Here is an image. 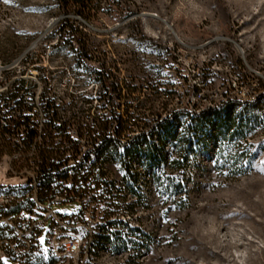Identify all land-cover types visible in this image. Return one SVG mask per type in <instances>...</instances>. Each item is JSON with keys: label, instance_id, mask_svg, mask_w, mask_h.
I'll return each instance as SVG.
<instances>
[{"label": "rangeland", "instance_id": "rangeland-1", "mask_svg": "<svg viewBox=\"0 0 264 264\" xmlns=\"http://www.w3.org/2000/svg\"><path fill=\"white\" fill-rule=\"evenodd\" d=\"M64 21L81 31L91 64L118 84V109L103 107L106 99H99L94 74L77 64L72 49L77 46L60 35ZM15 80H23L32 94L27 98L39 126L44 95L57 103L73 99L81 117L87 107L90 115L119 114L131 130L128 136L139 131L144 119L154 122L177 108L197 112L227 95L250 102L264 95V0H84L83 5L71 0H0V92ZM262 100L253 114H242L252 128L232 140L214 136L213 123L222 128V114L200 124V137L171 120V132L186 141L178 147L169 136L151 141L159 162L155 169L162 173L159 185L134 156V178L124 175L120 163L105 164L106 180L112 184L107 199L89 203L86 197L80 211L78 203H62L61 194L52 197L53 211L79 222L66 232L86 240L82 251L61 261L264 264ZM128 104L135 106L133 126L125 115ZM18 155L19 149L13 154L0 137V190L16 198L5 212L17 205L26 209L25 200L36 194L35 183L29 184L24 174L30 173V161L15 160ZM171 159L179 161L177 168L167 167ZM240 163H245L241 171L236 169ZM95 192L102 191L96 188L89 194ZM37 210L34 205L28 212ZM112 221L115 225L108 224ZM101 227L119 234L99 238ZM90 232L95 236L92 243L87 240ZM45 235L46 229L39 234L42 247ZM115 238L127 242L126 249Z\"/></svg>", "mask_w": 264, "mask_h": 264}, {"label": "trees", "instance_id": "trees-1", "mask_svg": "<svg viewBox=\"0 0 264 264\" xmlns=\"http://www.w3.org/2000/svg\"><path fill=\"white\" fill-rule=\"evenodd\" d=\"M71 1L77 5L84 4V0ZM59 32L68 39L72 47L77 46V48H72L75 51L77 64L94 74L101 88L99 99H106L103 107H110L111 110L118 109L122 105L118 84L110 79L103 68H97L91 64L90 61L93 58L83 48L79 36L81 31L78 27L64 21L59 27ZM29 96L32 94L25 87L23 80L13 81L0 92V137L7 140L13 154L17 148L19 149V155L15 160L21 158L30 161L27 165L30 173L24 171V174H28L29 184L35 183L33 188L39 203L49 204L52 197L59 193L63 197L62 203H78L80 211H82V200L86 197H88L87 202L90 203L107 199L110 194L107 189L112 187V184L106 180L108 170L106 163H120L124 169V175L134 178L138 171L132 168L131 160L136 156L139 167L150 171L153 183L159 185L162 173L159 169H155L159 162L154 156L156 146L151 141L155 137L169 136L175 140L174 147L186 141L181 134L171 132V120L178 122L184 130H193L198 137L200 124L204 120L222 114L223 119L220 120L222 128H219V122L213 123L215 138L232 140L236 135L237 138H241L252 128L242 118L243 112L253 114L258 100L264 99L262 94H258L250 102L227 95L217 105L197 112L191 113L186 108H177L163 118L158 119V117L154 122L144 119L143 125L139 126V131L128 136L125 133L131 130L124 126L125 121L123 122L119 114H113L110 117L100 114L90 115L88 113L90 108L87 107L84 111L86 115L81 117L75 112L76 105L72 104L73 99L68 103L64 101L57 103L54 98L44 95L41 97L43 122L39 126L35 120L37 115L33 111V102L27 98ZM125 108L126 118L133 126L135 117L131 115L135 113V106L128 104ZM65 112L68 115H65ZM186 121H189V124L184 127ZM191 140L192 136L188 140L189 149L192 148ZM138 150L141 155L137 154ZM167 163V167L177 168L179 161L171 159ZM244 165L245 163H240L236 169L241 171ZM96 188L102 192L89 194ZM34 205V201L26 199L25 211H29ZM20 209L21 207L17 205L6 213L15 214ZM115 223L114 221L108 222L109 225H115ZM101 229L103 232L98 237L102 239L108 240L111 236L119 234L117 231L109 232L104 227ZM127 229L130 228L127 227ZM130 231L134 233L137 230L130 229ZM114 242L121 249H126L127 242L121 241L120 238H115Z\"/></svg>", "mask_w": 264, "mask_h": 264}, {"label": "built area", "instance_id": "built-area-1", "mask_svg": "<svg viewBox=\"0 0 264 264\" xmlns=\"http://www.w3.org/2000/svg\"><path fill=\"white\" fill-rule=\"evenodd\" d=\"M31 199L38 208L36 214L25 209L7 214L5 210L16 204V198L14 194L0 190V264H64L62 257L79 253L85 246L86 240L82 236L66 232L78 225V220L53 211L52 201L44 205L37 201L36 195ZM44 229L46 246L42 247L39 234ZM87 240L93 242V232L88 234ZM85 251L87 253L88 248Z\"/></svg>", "mask_w": 264, "mask_h": 264}]
</instances>
